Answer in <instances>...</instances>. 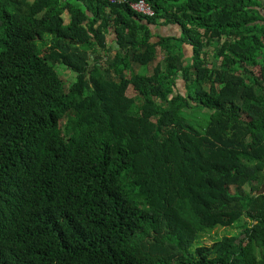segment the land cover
I'll return each mask as SVG.
<instances>
[{"label":"trees","instance_id":"trees-1","mask_svg":"<svg viewBox=\"0 0 264 264\" xmlns=\"http://www.w3.org/2000/svg\"><path fill=\"white\" fill-rule=\"evenodd\" d=\"M134 1L0 0V264H264V0Z\"/></svg>","mask_w":264,"mask_h":264},{"label":"rangeland","instance_id":"rangeland-1","mask_svg":"<svg viewBox=\"0 0 264 264\" xmlns=\"http://www.w3.org/2000/svg\"><path fill=\"white\" fill-rule=\"evenodd\" d=\"M67 16L65 15V20H66ZM153 31H156L158 33H162V28H157V29H154ZM175 33H177L175 31ZM189 52H190V49H189ZM188 54V53H187ZM159 58H161V54H159L157 56V59L156 60H159ZM149 71H147L148 73ZM63 81H66L68 83H71L74 79V75L72 73H63ZM67 83V85H68ZM67 87V86H66ZM176 88L178 90V92H182L183 91V86H182V83L178 82L176 84ZM127 95L129 97H134L136 95V93L134 92L133 88L132 87H129L128 91H127ZM239 229L237 226L233 225V226H229V227H220V228H214V230H212L210 233H204L202 234L201 237H199L197 239L198 241V244L200 245H210L215 239L221 237L222 235L224 234H228V235H231L232 233H235L237 232Z\"/></svg>","mask_w":264,"mask_h":264},{"label":"built area","instance_id":"built-area-1","mask_svg":"<svg viewBox=\"0 0 264 264\" xmlns=\"http://www.w3.org/2000/svg\"><path fill=\"white\" fill-rule=\"evenodd\" d=\"M131 7L134 11L144 16H152L154 10L145 0H136L131 3Z\"/></svg>","mask_w":264,"mask_h":264},{"label":"crops","instance_id":"crops-1","mask_svg":"<svg viewBox=\"0 0 264 264\" xmlns=\"http://www.w3.org/2000/svg\"><path fill=\"white\" fill-rule=\"evenodd\" d=\"M162 34L164 35H177V33H175V31L177 32V28L175 26L172 25H168L166 27L162 28ZM161 34V33H160ZM184 50L188 53L189 52V48L187 46L184 47Z\"/></svg>","mask_w":264,"mask_h":264}]
</instances>
